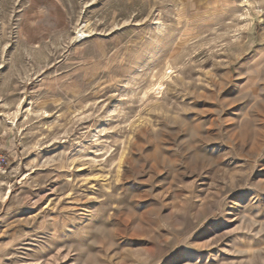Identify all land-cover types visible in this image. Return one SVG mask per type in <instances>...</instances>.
I'll use <instances>...</instances> for the list:
<instances>
[{"label":"rangeland","instance_id":"374dc122","mask_svg":"<svg viewBox=\"0 0 264 264\" xmlns=\"http://www.w3.org/2000/svg\"><path fill=\"white\" fill-rule=\"evenodd\" d=\"M0 156V264H264V0H0Z\"/></svg>","mask_w":264,"mask_h":264},{"label":"built area","instance_id":"2783aa9c","mask_svg":"<svg viewBox=\"0 0 264 264\" xmlns=\"http://www.w3.org/2000/svg\"><path fill=\"white\" fill-rule=\"evenodd\" d=\"M6 163V158L4 156H0V167H4Z\"/></svg>","mask_w":264,"mask_h":264},{"label":"bare ground","instance_id":"6f19581e","mask_svg":"<svg viewBox=\"0 0 264 264\" xmlns=\"http://www.w3.org/2000/svg\"><path fill=\"white\" fill-rule=\"evenodd\" d=\"M79 35H80V34H79V33H77V34H76V37H78Z\"/></svg>","mask_w":264,"mask_h":264}]
</instances>
